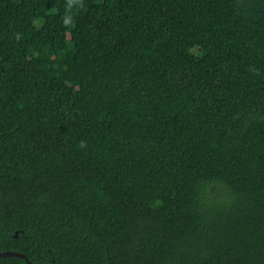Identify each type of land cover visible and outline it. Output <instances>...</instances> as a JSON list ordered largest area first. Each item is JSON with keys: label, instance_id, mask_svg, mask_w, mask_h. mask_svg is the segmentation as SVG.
<instances>
[{"label": "trees", "instance_id": "16d2710c", "mask_svg": "<svg viewBox=\"0 0 264 264\" xmlns=\"http://www.w3.org/2000/svg\"><path fill=\"white\" fill-rule=\"evenodd\" d=\"M5 251L264 264V0H0Z\"/></svg>", "mask_w": 264, "mask_h": 264}, {"label": "water", "instance_id": "95a60500", "mask_svg": "<svg viewBox=\"0 0 264 264\" xmlns=\"http://www.w3.org/2000/svg\"><path fill=\"white\" fill-rule=\"evenodd\" d=\"M16 236H18V233H16ZM12 256H17V257H21L23 259H25L27 261L28 264H33L31 263L28 258L22 254V253H18V252H13V251H5V252H0V258L1 257H12Z\"/></svg>", "mask_w": 264, "mask_h": 264}]
</instances>
